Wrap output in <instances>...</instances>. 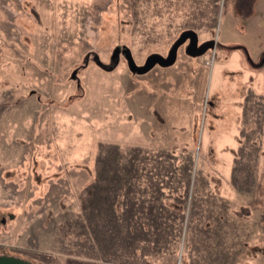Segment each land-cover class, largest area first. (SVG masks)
<instances>
[{"label":"rangeland","instance_id":"obj_1","mask_svg":"<svg viewBox=\"0 0 264 264\" xmlns=\"http://www.w3.org/2000/svg\"><path fill=\"white\" fill-rule=\"evenodd\" d=\"M259 3L0 0V255L264 264ZM185 30L214 47L129 71Z\"/></svg>","mask_w":264,"mask_h":264},{"label":"water","instance_id":"obj_2","mask_svg":"<svg viewBox=\"0 0 264 264\" xmlns=\"http://www.w3.org/2000/svg\"><path fill=\"white\" fill-rule=\"evenodd\" d=\"M185 42L187 43V45L185 46V53L187 56L192 58L200 57L204 55L208 50L214 47L213 40L205 41L199 44L197 34L192 30H185L181 32L178 38L172 43L166 56H163L158 53H153L150 54L145 59L142 65H136L128 49H123L122 54L124 55V58L127 63V67L130 72L135 74H144L155 66L166 68L173 65L177 57L178 49L183 44H185ZM117 55H118V49L114 50L111 59L114 61L117 58ZM96 63L103 69L105 68L98 59H96ZM75 73L76 71H73L71 77H75ZM0 264H32V263L24 259L7 256V255H0Z\"/></svg>","mask_w":264,"mask_h":264},{"label":"crops","instance_id":"obj_3","mask_svg":"<svg viewBox=\"0 0 264 264\" xmlns=\"http://www.w3.org/2000/svg\"><path fill=\"white\" fill-rule=\"evenodd\" d=\"M247 1V0H246ZM258 0H249V8H251V11L249 12V15L250 14H253V6H255V3L257 2ZM238 2V0H237ZM256 12L258 13H264V0H261V3L257 4V7H256ZM261 72L259 69H257V79L260 81L261 79ZM255 84V83H254ZM253 84V86H254Z\"/></svg>","mask_w":264,"mask_h":264},{"label":"flooded vegetation","instance_id":"obj_4","mask_svg":"<svg viewBox=\"0 0 264 264\" xmlns=\"http://www.w3.org/2000/svg\"><path fill=\"white\" fill-rule=\"evenodd\" d=\"M210 41V40H209ZM185 44H186V42H185ZM184 45V44H183ZM185 46V45H184Z\"/></svg>","mask_w":264,"mask_h":264}]
</instances>
